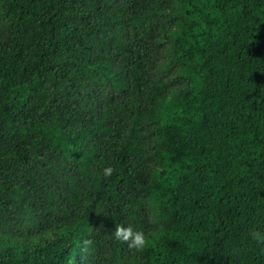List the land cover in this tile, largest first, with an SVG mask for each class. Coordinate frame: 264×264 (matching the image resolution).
<instances>
[{
  "label": "trees",
  "instance_id": "trees-1",
  "mask_svg": "<svg viewBox=\"0 0 264 264\" xmlns=\"http://www.w3.org/2000/svg\"><path fill=\"white\" fill-rule=\"evenodd\" d=\"M254 230L264 0H0V264H264Z\"/></svg>",
  "mask_w": 264,
  "mask_h": 264
},
{
  "label": "clouds",
  "instance_id": "clouds-1",
  "mask_svg": "<svg viewBox=\"0 0 264 264\" xmlns=\"http://www.w3.org/2000/svg\"><path fill=\"white\" fill-rule=\"evenodd\" d=\"M114 169L105 167L102 175L107 178L110 177ZM252 239L259 245H264V231L254 230L251 232ZM111 238L116 242L126 244L129 250L136 252L143 251L149 245V236L139 228H134L131 224L125 226L123 223L116 224ZM94 241L91 239H84L82 242L81 252H88Z\"/></svg>",
  "mask_w": 264,
  "mask_h": 264
}]
</instances>
